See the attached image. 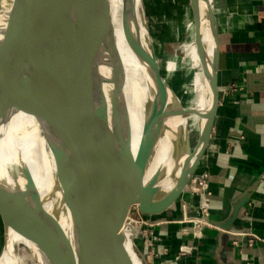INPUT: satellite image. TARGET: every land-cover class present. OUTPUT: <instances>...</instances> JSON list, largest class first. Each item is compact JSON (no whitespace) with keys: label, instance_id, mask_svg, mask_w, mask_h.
I'll return each mask as SVG.
<instances>
[{"label":"water","instance_id":"1","mask_svg":"<svg viewBox=\"0 0 264 264\" xmlns=\"http://www.w3.org/2000/svg\"><path fill=\"white\" fill-rule=\"evenodd\" d=\"M125 1L131 19L129 37L148 63L157 90L156 101L151 105L145 124V143L135 158L121 121L113 123L108 117L107 100H101L99 105L98 100L96 102V88L99 90L101 86L99 70L109 49L114 50L110 47L113 41L109 36V0H62L42 50L31 0H13L11 4L6 26L0 31V83L10 77L11 93L7 96V90L3 92L6 98L0 118L12 107L39 118L42 127L54 133L58 144L54 150L56 177L65 193L64 202L73 220L75 237L69 241L55 217L43 209L30 171L23 166H9L11 179L22 180L25 191L18 186L11 188L9 182L0 177V219L5 231L0 260L8 250L10 231L38 244L42 241L40 233L45 230L50 233L48 223L52 222L58 239L50 235L57 241L52 245L46 238L44 250L52 264H133L131 255L139 264H149L136 245L140 229L125 227L131 207L139 206L140 213L150 222H159L156 217L180 206L195 177L210 143L219 105L220 43L214 0L211 5L208 0H189L197 32L200 14H203L214 42L212 62L208 64L202 59L201 63L212 100L204 131L195 146L190 143L185 127L177 128L172 135L174 169L187 138L189 158L179 176H174V186L170 190L161 186L167 176L163 169L156 171L149 181L146 177L157 140L168 132L167 123L181 117L178 109L181 111L184 105L164 73L163 56L156 50L142 0L138 1L147 49L142 48L143 39L133 15L136 0ZM116 99L112 98V111L116 110ZM157 197L166 199L160 208H152L150 205ZM181 218L182 214L176 216V220ZM236 218L237 213L223 228L230 229L228 226ZM195 219L210 223L209 217L202 214ZM21 245L29 251L34 262L40 264L23 243L14 246L20 262ZM58 245L64 248L65 258L57 257L61 252Z\"/></svg>","mask_w":264,"mask_h":264},{"label":"crops","instance_id":"2","mask_svg":"<svg viewBox=\"0 0 264 264\" xmlns=\"http://www.w3.org/2000/svg\"><path fill=\"white\" fill-rule=\"evenodd\" d=\"M214 13L220 43L214 130L180 206L136 238L149 264H264V0H214ZM203 180L204 193L190 191ZM201 207L210 223L194 228L190 221ZM4 245L0 219V256Z\"/></svg>","mask_w":264,"mask_h":264},{"label":"bare ground","instance_id":"3","mask_svg":"<svg viewBox=\"0 0 264 264\" xmlns=\"http://www.w3.org/2000/svg\"><path fill=\"white\" fill-rule=\"evenodd\" d=\"M12 2L13 0L2 1L0 31L6 26ZM31 2L35 7L36 29L40 40L39 45L42 50L47 43L48 36L52 32L55 16L62 4V0H31ZM109 2L111 6L109 36L113 41V46L110 47H114V50L112 48L109 49V53L105 55V62H103L104 64L99 70L101 86L99 90L96 88V102L98 100L99 105L101 100H107L109 104V109L107 110L108 117L112 119L111 121L113 123H119V120L121 121L120 123L126 132L127 143L132 145L133 157L135 158L139 149L145 143L143 136L146 129L145 124L150 108L152 107L151 105L156 101L157 90L150 74L148 63L137 51V48L132 43V39L129 37L131 19L129 18V13H127L126 1L109 0ZM208 2L210 5L212 4V0H208ZM140 8L141 4L136 0L133 15L140 29L141 39H143L144 44L142 48L147 49L148 44L146 42V33ZM199 20V32H197L193 21L195 35L183 49H190L195 44L198 52V60L200 59L199 61L202 63V59H204L210 64L214 53V42L210 27L206 25L203 14H200ZM203 80L204 84L199 101L187 110L183 108L180 111L178 109V112H181V117L175 119L173 123H167L168 132H165L157 140L156 150L150 161L146 180L149 181L156 171L163 169L167 175L161 182L164 190L173 188L174 176L176 174V176H179L181 168L189 158L187 138L180 153L177 168L174 169V140L172 135L176 134L177 128L186 126V124L183 126V120L185 122L188 120V123L191 119L196 120L195 126L189 130L187 129L189 131V140H191L190 143L192 142L191 134L193 131L197 133L198 138L204 131L212 98L208 83L204 77ZM10 81V77H6L0 83V113L2 112L1 107L3 100L6 98L5 96H9L11 93L9 87ZM5 89L7 92L3 96ZM113 97L117 98L115 111L111 109ZM170 100L171 103H174L173 99L170 98ZM42 123L39 118L18 111L15 108L12 109V107L4 117L0 118V177L9 182L8 185L11 188L18 186L25 191V185L22 180L15 182L11 179L12 176L10 175L9 166H15L17 168L22 166L26 167L33 177L35 189L41 198L43 209L55 217L63 234L69 241H72L73 237H75L74 224L68 207L64 202V190H62L61 184L56 177L54 150L58 145L57 139H55L54 133L42 127ZM166 135L171 138L170 141L166 139ZM171 172L172 174H170ZM190 191L192 192L193 189L190 188ZM163 199L166 198H155L150 206L152 208H160ZM48 224L51 226V231L50 233L47 230L42 231L40 233L42 241L38 244L30 242L19 234L10 231L9 247L0 260V264L21 263L14 249V246L18 243H23L40 264H52L50 259L44 254V250L47 242L56 245L58 235L55 226H53L54 223L49 222ZM50 235H54V238L57 239H53ZM58 247L61 249V252L57 254V257L65 258L66 252L64 248L60 245L57 246V249ZM126 247L130 253L128 241ZM131 258L133 264H139L132 255Z\"/></svg>","mask_w":264,"mask_h":264},{"label":"rangeland","instance_id":"4","mask_svg":"<svg viewBox=\"0 0 264 264\" xmlns=\"http://www.w3.org/2000/svg\"><path fill=\"white\" fill-rule=\"evenodd\" d=\"M142 2L147 11L156 50L161 51L163 56L164 73L169 77L184 109L187 110L199 101L204 84L196 45H192L190 49H183L195 35L190 4L188 0H142ZM185 124L189 130L195 126L196 120L191 119L189 123L188 120L187 122L183 120V126ZM166 139L171 140L168 135ZM191 139L192 145L195 146L198 140L195 131L192 132ZM197 221L192 219L191 226L195 228ZM19 253L21 264H36L24 246H20Z\"/></svg>","mask_w":264,"mask_h":264},{"label":"built area","instance_id":"5","mask_svg":"<svg viewBox=\"0 0 264 264\" xmlns=\"http://www.w3.org/2000/svg\"><path fill=\"white\" fill-rule=\"evenodd\" d=\"M191 189H193L192 192L195 193V194H202L207 189V182L204 181V180L203 181H195L194 183L191 184ZM206 212H207L206 208L202 209L201 214L203 216H207ZM197 222H203V221L198 220ZM154 225H157V224L150 222L147 217L143 216L140 213L139 206L134 205V206L131 207L130 212H129L128 217H127L126 222H125V227H131V228H134V229L135 228L140 229V232L137 235V237L140 234H142V236H144L146 238L147 229L149 227H153ZM204 225H208V224L205 223ZM253 243H254V240H251L249 244L252 246Z\"/></svg>","mask_w":264,"mask_h":264}]
</instances>
